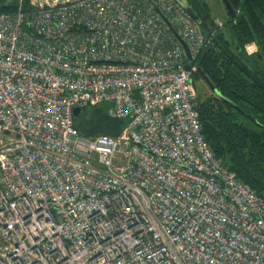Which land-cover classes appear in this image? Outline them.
<instances>
[{
    "label": "built area",
    "instance_id": "2783aa9c",
    "mask_svg": "<svg viewBox=\"0 0 264 264\" xmlns=\"http://www.w3.org/2000/svg\"><path fill=\"white\" fill-rule=\"evenodd\" d=\"M16 1L0 13V264H264V199L202 135L211 39L180 1ZM103 104L127 127L80 135L75 110Z\"/></svg>",
    "mask_w": 264,
    "mask_h": 264
},
{
    "label": "trees",
    "instance_id": "16d2710c",
    "mask_svg": "<svg viewBox=\"0 0 264 264\" xmlns=\"http://www.w3.org/2000/svg\"><path fill=\"white\" fill-rule=\"evenodd\" d=\"M193 1L205 8L210 25L218 29L206 33L211 44L196 61L221 94L205 99L198 95L202 135L223 166L264 199V0H229L238 12L236 22L224 21L229 35L215 26L205 0ZM17 5L8 0L0 13L14 12ZM252 43L260 51L248 56L245 46ZM129 121L111 118L103 104L84 108L75 127L85 137H117Z\"/></svg>",
    "mask_w": 264,
    "mask_h": 264
},
{
    "label": "water",
    "instance_id": "95a60500",
    "mask_svg": "<svg viewBox=\"0 0 264 264\" xmlns=\"http://www.w3.org/2000/svg\"><path fill=\"white\" fill-rule=\"evenodd\" d=\"M181 5L187 10V12L191 15V17L198 23L203 25L204 30L206 31V33L208 35H211L213 33L212 29L206 24L204 23V19L203 18H199L197 13L192 9V7L188 4L187 0H179ZM8 2V0H0V6H4L6 5V3ZM223 6L225 8V11L227 13V17L229 19L230 22H235L237 19V12L235 10V8L233 7V5L231 4V2L229 0H222ZM187 49V46L185 47ZM186 70H190V66L187 65ZM198 74L199 76L204 80V82L210 87V89L214 90L215 94L217 96H221L220 92H218V90H216V88L214 87V85L212 84V82L210 81V79L204 74V72L201 69H198ZM81 110L80 109H76L75 110V117L78 118L81 114Z\"/></svg>",
    "mask_w": 264,
    "mask_h": 264
},
{
    "label": "rangeland",
    "instance_id": "374dc122",
    "mask_svg": "<svg viewBox=\"0 0 264 264\" xmlns=\"http://www.w3.org/2000/svg\"><path fill=\"white\" fill-rule=\"evenodd\" d=\"M205 1L208 4L213 17L219 18L223 22L227 20V13L223 6L222 0H205ZM223 31L227 35L230 34V31L228 28L223 29ZM192 81L201 99L213 97L215 95V92L212 91L210 87L202 79H199L198 77L194 76Z\"/></svg>",
    "mask_w": 264,
    "mask_h": 264
},
{
    "label": "flooded vegetation",
    "instance_id": "af4514ba",
    "mask_svg": "<svg viewBox=\"0 0 264 264\" xmlns=\"http://www.w3.org/2000/svg\"><path fill=\"white\" fill-rule=\"evenodd\" d=\"M187 2H188V4L192 7V9L197 13V15H198V17L199 18H203L204 19V23H206L211 29H212V31H213V33H212V35L213 34H215V33H217L218 32V29L217 28H215V27H213V26H211L210 25V22L208 21V19L206 18V11H205V8L204 7H199L198 6V4L197 3H194V1L193 0H187ZM237 12V11H236ZM237 18H238V12H237ZM219 19V18H218ZM221 20V19H220ZM227 20L229 21V19H228V17H227ZM237 20V19H236ZM230 22V21H229ZM236 22V21H235ZM224 23V27L226 26V24H225V22H223ZM232 23V22H231ZM234 23V22H233ZM202 25V24H201ZM202 27H203V25H202ZM224 27L222 28V29H224ZM204 29V28H203ZM219 29H221V28H219ZM252 44H255V46L257 47V52L256 53H258L259 51H260V48H259V46H258V44L257 43H252ZM249 45V44H248ZM245 53H247V55L248 56H252L253 54H248V52L246 51V46H245ZM255 54V53H254ZM263 62V66H264V61H262ZM198 69H200V68H198ZM198 69H197V72L194 74V76H196V75H198V78L199 79H202L200 76H199V74H198ZM262 74H263V76H264V71L262 72ZM193 76V77H194ZM203 80V79H202ZM204 81V80H203ZM212 90V89H211ZM212 91H214V90H212Z\"/></svg>",
    "mask_w": 264,
    "mask_h": 264
}]
</instances>
